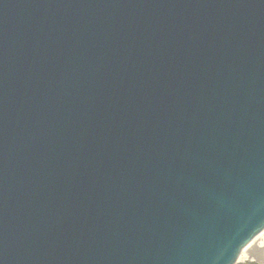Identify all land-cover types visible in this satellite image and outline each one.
Wrapping results in <instances>:
<instances>
[{"label":"water","instance_id":"1","mask_svg":"<svg viewBox=\"0 0 264 264\" xmlns=\"http://www.w3.org/2000/svg\"><path fill=\"white\" fill-rule=\"evenodd\" d=\"M264 233V0H0V264H236Z\"/></svg>","mask_w":264,"mask_h":264},{"label":"rangeland","instance_id":"2","mask_svg":"<svg viewBox=\"0 0 264 264\" xmlns=\"http://www.w3.org/2000/svg\"><path fill=\"white\" fill-rule=\"evenodd\" d=\"M262 235L264 236V233ZM243 252L244 253L240 255L241 257L245 254V252H249V253L251 252L252 253L251 255L254 258L253 259H247V258L241 259V257H239L236 264H264V245L254 247V248H252L251 246L250 247L248 246L244 249Z\"/></svg>","mask_w":264,"mask_h":264},{"label":"bare ground","instance_id":"3","mask_svg":"<svg viewBox=\"0 0 264 264\" xmlns=\"http://www.w3.org/2000/svg\"><path fill=\"white\" fill-rule=\"evenodd\" d=\"M260 238H257L254 242H252L249 247L251 246L252 248L254 247H258V246H261V245H264V236H259ZM258 249V248H257ZM244 252H242L241 254H243ZM252 253L250 252H245V254L241 257V259H253L254 257L251 255Z\"/></svg>","mask_w":264,"mask_h":264}]
</instances>
